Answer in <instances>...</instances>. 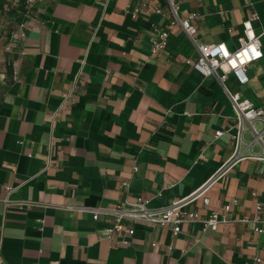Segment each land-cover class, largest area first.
<instances>
[{
  "label": "crops",
  "instance_id": "crops-1",
  "mask_svg": "<svg viewBox=\"0 0 264 264\" xmlns=\"http://www.w3.org/2000/svg\"><path fill=\"white\" fill-rule=\"evenodd\" d=\"M179 1L198 13L203 42L236 47L254 11L264 27V0ZM154 27H170L166 0H43L28 62L0 88V264H264V238L238 221L173 235L125 219L127 235L109 233L111 215L93 218L137 197L201 216L232 198L235 217L264 201V161L233 156L236 111L221 83L186 61L197 53L178 24L151 55ZM246 72V85L231 74L225 84L264 108V58Z\"/></svg>",
  "mask_w": 264,
  "mask_h": 264
},
{
  "label": "built area",
  "instance_id": "built-area-1",
  "mask_svg": "<svg viewBox=\"0 0 264 264\" xmlns=\"http://www.w3.org/2000/svg\"><path fill=\"white\" fill-rule=\"evenodd\" d=\"M170 12V27L161 29L154 27L155 37L151 41L150 54L156 55L166 50L170 28L178 24L185 32L190 42L194 45L197 56L193 60H186L191 66L203 76H214L222 85L233 108L236 111V132L233 135V156H251L257 160L264 161V108L255 106L249 99L242 97L237 92H232L225 84V80L231 74L239 86L249 82L246 68L264 58V27L256 31L254 23L258 21L257 12H252L241 23V32L237 38V46L230 48L224 41L207 43L198 38V27L196 11H187L181 8L179 0H166ZM139 10H133L136 14ZM231 30H229L230 32ZM74 92L71 90L64 97L73 100ZM223 130L214 132L216 137ZM250 137H245V134ZM252 144H257L259 149L252 151ZM124 185H126L124 183ZM7 192L12 190L9 185L4 186ZM255 195V193H253ZM25 202H19L23 205ZM209 199L203 198V205L207 208ZM239 204L237 198L225 202L218 210L208 211L201 216L195 210L184 207L181 200L174 204L154 207L149 200L137 197L133 201L120 200L111 207L97 209L93 218L97 219L101 212L112 216L113 225L109 233H126L132 235L133 228L124 226V220L142 221L149 226H169L172 234L177 235L186 223L199 222L201 230H217L221 224L238 221L249 224L251 230L264 238V201L257 200L251 212H243L239 216L232 215V209Z\"/></svg>",
  "mask_w": 264,
  "mask_h": 264
},
{
  "label": "rangeland",
  "instance_id": "rangeland-1",
  "mask_svg": "<svg viewBox=\"0 0 264 264\" xmlns=\"http://www.w3.org/2000/svg\"><path fill=\"white\" fill-rule=\"evenodd\" d=\"M42 3L0 0V88L11 83L28 62L27 38Z\"/></svg>",
  "mask_w": 264,
  "mask_h": 264
}]
</instances>
